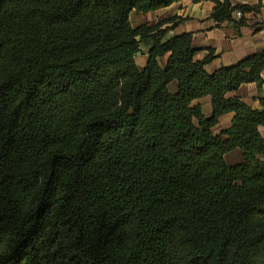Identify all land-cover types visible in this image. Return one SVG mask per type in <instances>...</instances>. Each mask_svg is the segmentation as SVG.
Wrapping results in <instances>:
<instances>
[{"label":"trees","instance_id":"16d2710c","mask_svg":"<svg viewBox=\"0 0 264 264\" xmlns=\"http://www.w3.org/2000/svg\"><path fill=\"white\" fill-rule=\"evenodd\" d=\"M178 1L0 0V264H264V109L228 97L264 50L209 72L181 18L132 26Z\"/></svg>","mask_w":264,"mask_h":264},{"label":"crops","instance_id":"0c3cea01","mask_svg":"<svg viewBox=\"0 0 264 264\" xmlns=\"http://www.w3.org/2000/svg\"><path fill=\"white\" fill-rule=\"evenodd\" d=\"M234 4H247L250 6H258L257 11L250 12L245 15V24L236 26L234 22L226 21L217 24L210 17L214 3L211 1H201L194 3L191 0H181L174 2L166 8H162L143 15L156 13L154 20L137 22L134 24L132 14L130 13V21L133 27L141 24H154L168 17H178L182 20L170 32V35L191 33L194 47L197 48L195 55L196 60H202L207 57L209 49L213 50L214 58L207 65V70L213 72L221 67L230 66L245 57L264 50V0L261 3L258 0H232ZM260 3V4H259ZM142 14V13H138ZM234 18L238 20L235 16ZM166 24L165 26H170ZM141 61L138 67L142 69L147 61L146 54H140ZM137 60V58H136ZM161 65L165 64V59L160 60ZM262 84L255 82L245 83L234 92L228 94V97H238L241 101L256 109H264L259 98L264 97V70L262 71ZM170 89H175V83L170 85ZM194 103L200 104L205 116H209L212 112L211 99L206 96L196 100ZM233 113L223 115L219 122L213 127V132L219 134L222 130L227 129L231 125ZM260 132L264 138V127H260ZM225 160L229 165L232 161L240 164L243 161L242 153L239 149L232 150L225 155ZM242 160V161H241ZM230 161V162H229Z\"/></svg>","mask_w":264,"mask_h":264},{"label":"rangeland","instance_id":"374dc122","mask_svg":"<svg viewBox=\"0 0 264 264\" xmlns=\"http://www.w3.org/2000/svg\"><path fill=\"white\" fill-rule=\"evenodd\" d=\"M156 13H151V14H147V15H143V14H138V13H134L132 14V20L134 24H138L137 22H141L143 21H147V20H154L155 19V15ZM137 63L140 65V61H141V56L138 55L137 57ZM242 161V160H241ZM230 162V161H229ZM230 164H237L236 161H232Z\"/></svg>","mask_w":264,"mask_h":264},{"label":"built area","instance_id":"2783aa9c","mask_svg":"<svg viewBox=\"0 0 264 264\" xmlns=\"http://www.w3.org/2000/svg\"><path fill=\"white\" fill-rule=\"evenodd\" d=\"M235 17H236L237 19H240V18L242 17L241 12L237 11V12L235 13Z\"/></svg>","mask_w":264,"mask_h":264}]
</instances>
